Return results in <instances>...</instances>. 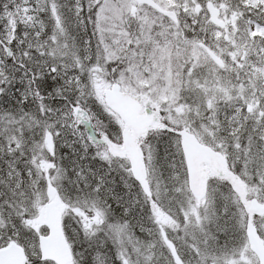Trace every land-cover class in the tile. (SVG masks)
<instances>
[{"label":"snow or ice","instance_id":"obj_1","mask_svg":"<svg viewBox=\"0 0 264 264\" xmlns=\"http://www.w3.org/2000/svg\"><path fill=\"white\" fill-rule=\"evenodd\" d=\"M0 264H264V0H0Z\"/></svg>","mask_w":264,"mask_h":264}]
</instances>
